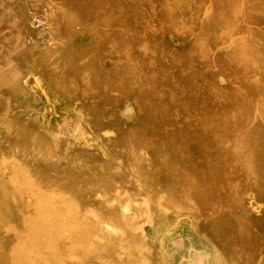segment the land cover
<instances>
[{"label": "rangeland", "instance_id": "374dc122", "mask_svg": "<svg viewBox=\"0 0 264 264\" xmlns=\"http://www.w3.org/2000/svg\"><path fill=\"white\" fill-rule=\"evenodd\" d=\"M0 264H264V0H0Z\"/></svg>", "mask_w": 264, "mask_h": 264}]
</instances>
